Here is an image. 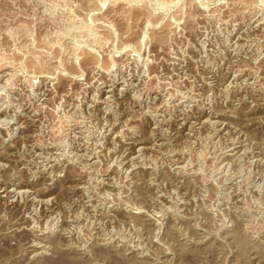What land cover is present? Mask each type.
Returning <instances> with one entry per match:
<instances>
[{
    "label": "rangeland",
    "instance_id": "1",
    "mask_svg": "<svg viewBox=\"0 0 264 264\" xmlns=\"http://www.w3.org/2000/svg\"><path fill=\"white\" fill-rule=\"evenodd\" d=\"M0 62V264H264V0H0Z\"/></svg>",
    "mask_w": 264,
    "mask_h": 264
},
{
    "label": "bare ground",
    "instance_id": "2",
    "mask_svg": "<svg viewBox=\"0 0 264 264\" xmlns=\"http://www.w3.org/2000/svg\"><path fill=\"white\" fill-rule=\"evenodd\" d=\"M113 3V2H112ZM140 4V3H139ZM67 11V10H66ZM87 29L86 30H84V31H86L85 33H87L88 34V36H89V38L91 39V42H93V43H100L101 42V37H100V35L98 34V33H96V32H93V30L91 29V30H89L88 29V27H86ZM83 31V30H82ZM108 31V30H107ZM132 31V30H131ZM103 37V36H102ZM157 38V37H156ZM99 48V47H98ZM36 55V54H35ZM1 63V62H0ZM51 70V69H50ZM208 118V117H207ZM212 122V121H211ZM139 148H140V146H139ZM183 168V167H182Z\"/></svg>",
    "mask_w": 264,
    "mask_h": 264
}]
</instances>
